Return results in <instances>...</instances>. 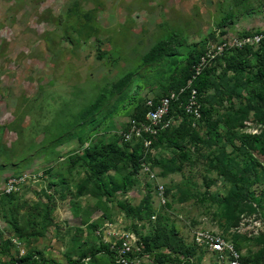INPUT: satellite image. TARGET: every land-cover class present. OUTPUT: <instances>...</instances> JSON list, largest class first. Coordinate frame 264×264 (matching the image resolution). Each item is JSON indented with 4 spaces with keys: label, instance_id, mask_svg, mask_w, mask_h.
Wrapping results in <instances>:
<instances>
[{
    "label": "rangeland",
    "instance_id": "1",
    "mask_svg": "<svg viewBox=\"0 0 264 264\" xmlns=\"http://www.w3.org/2000/svg\"><path fill=\"white\" fill-rule=\"evenodd\" d=\"M258 31L264 0H0V190L26 175L0 196V261L114 264L96 232L116 227L150 255L169 248L215 264L193 249L203 228L243 263L264 264V82L253 51L212 67L199 119L167 117L146 159L154 182L132 177L128 155L142 152L120 138L145 102L178 89L210 40Z\"/></svg>",
    "mask_w": 264,
    "mask_h": 264
},
{
    "label": "built area",
    "instance_id": "2",
    "mask_svg": "<svg viewBox=\"0 0 264 264\" xmlns=\"http://www.w3.org/2000/svg\"><path fill=\"white\" fill-rule=\"evenodd\" d=\"M245 49L258 50L264 56V31L210 40L192 65L191 75L186 80L185 86L178 90H167L156 101L145 102V112L142 119L130 122L120 135L124 143L139 142L141 145L142 157L135 178L145 176L149 182L156 180V174L152 171L146 159L153 153L152 144L156 140V136L168 126L166 119L173 104H177L184 115L194 120L200 118L198 93L191 88L192 80L205 70L211 69L218 60L227 54L244 51ZM185 91H187V95L182 101L181 96ZM25 178L26 175L9 178L0 190V196L17 192L25 183ZM155 190L160 202L164 203V187L156 184ZM105 226L110 227L108 224H105ZM96 235L102 237L103 244L107 247L114 264H155L150 254L146 252L142 241L131 230L116 227L110 230L106 228V230L97 231ZM192 245L196 250L214 256L215 264H243L235 245L221 233L197 228L192 233ZM164 252L168 251L165 250Z\"/></svg>",
    "mask_w": 264,
    "mask_h": 264
},
{
    "label": "trees",
    "instance_id": "3",
    "mask_svg": "<svg viewBox=\"0 0 264 264\" xmlns=\"http://www.w3.org/2000/svg\"><path fill=\"white\" fill-rule=\"evenodd\" d=\"M156 50H157V47L151 48L149 50V52L144 57L148 58V57L153 56V54L156 52ZM247 53H251V50L250 49H245L244 51H237L235 53H231V55H236L237 56V55L247 54ZM253 54H255L256 63H258L257 70H256L257 77L260 78L264 82V56L258 50L257 51H253ZM199 56L200 55L195 56V57L190 56L188 58L186 73L180 79L179 84H178L179 85L178 89L180 87L185 86L186 80L189 79L190 75H191V67L195 63V61L197 60V58ZM212 69L213 68H211L209 70H205L199 76L194 78V80H192L191 88L196 90V92L198 93V97L201 94L207 92V90L210 89V83H211L210 82V75H211V70ZM170 90H172V89H170ZM186 95H187V91H185L182 94V96H181V100L182 101L186 98ZM177 109L179 110L180 113H182L181 109L178 108L177 104H173L171 109H170L169 115H171L172 112H174V110H177ZM144 112H145V110H144ZM160 134H163V131H160L158 133V135L156 136V140L153 142L152 145H154V143L157 141V139H158ZM171 143H172V145L174 147L180 149V144L178 142L172 141ZM136 144L139 146L140 151L142 152L140 143L137 142ZM99 153H100L99 151L89 152V154H99ZM128 157L133 162V168L131 170V175H132V177H135V174L137 173V171L139 169V163H140L139 161H140V158L142 156H141V154H139V156H136L135 154H129ZM91 168H92V171L94 173L97 172L95 166H91ZM11 195H5V196L8 197V196H11ZM103 247L105 248V251L109 255L107 247L106 246H103ZM193 249H195V248L193 247ZM167 251L168 252H160V254H152V255H150L152 260H153V262L155 264H161L164 261H165L164 264H192V257L190 255L181 254L180 252H177L176 250H172V249H169V248L167 249ZM111 261H112V259H111ZM240 261L243 263L241 257H240ZM80 263L81 262L79 260H76V261L70 260V261H68L67 264H80ZM0 264H40V262L35 258V256L33 254H25L24 256H20V257L19 256L18 257H14V256H11V255H8L7 259H5L4 261H0ZM243 264H245V263H243Z\"/></svg>",
    "mask_w": 264,
    "mask_h": 264
}]
</instances>
